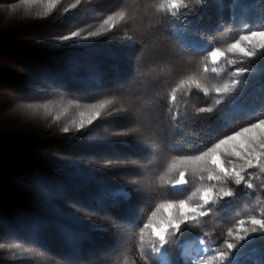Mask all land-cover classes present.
Listing matches in <instances>:
<instances>
[{"label":"rangeland","instance_id":"374dc122","mask_svg":"<svg viewBox=\"0 0 264 264\" xmlns=\"http://www.w3.org/2000/svg\"><path fill=\"white\" fill-rule=\"evenodd\" d=\"M75 2L61 0L41 18L42 4L0 0V75L11 73L16 79L0 85V243L6 245L0 249V264H152L139 255L137 234L156 204L169 198L159 187L160 176L178 153H196L215 139L208 134L209 122L197 123L196 114L198 108L212 106L215 93L206 97L195 87L178 91L173 107L180 113L178 126L168 112L170 94L211 61L172 44L159 24L162 13L157 9L165 0H82L71 8ZM186 3L195 9L201 0ZM13 4L20 7L13 11ZM115 11H125L128 18L106 34L53 39L72 31H81L83 37L101 30L103 20ZM233 14L241 23L258 16V0H208L199 26L208 30L207 39L215 46L223 48L249 30L248 25L224 23L222 31L212 32L218 20ZM143 34L151 38L133 60L125 47L127 37L142 39ZM220 66L223 79H228L230 66ZM222 82L208 74L210 87ZM101 101L111 103L91 125L76 130L72 121L80 119L81 111H94L87 106ZM248 122L239 117L217 135ZM64 126L70 127L69 133L62 131ZM37 176L45 178V190L34 184ZM133 180L143 191L157 193L147 204L133 194L131 203L143 205L144 213L134 230L118 219L125 213L115 208L111 216L87 213L106 231H95L77 216L80 203L110 204L121 189L134 187L129 183ZM254 183H264V176L257 173ZM170 195L185 198L182 189ZM253 206H264V194L258 203L239 208L238 215L206 217L202 229L211 234L208 245L218 247L236 218L255 214ZM37 235L43 248L29 243ZM116 247L119 251H112ZM253 255L247 264L259 258Z\"/></svg>","mask_w":264,"mask_h":264},{"label":"snow or ice","instance_id":"6c2138e0","mask_svg":"<svg viewBox=\"0 0 264 264\" xmlns=\"http://www.w3.org/2000/svg\"><path fill=\"white\" fill-rule=\"evenodd\" d=\"M21 2L44 5L45 10L38 13L43 18L51 14L61 0ZM81 2L76 0L70 7L76 8ZM232 2L238 4L239 0ZM258 4L259 15L254 18L244 19L241 23L240 18L233 14L226 21L216 22L212 32L217 29L222 31L224 23L233 27L249 26V30L223 48L209 41L208 30L199 26L208 0H201L195 9H189L186 0H165L157 9L162 13L159 24L166 29V36L174 46L188 52H198L205 61H211V65L204 63L199 73H192L173 89L168 109L170 119L179 125L180 113L173 112V107L177 103V92L181 89L190 91L195 87L206 97H211L214 92L212 106L200 107L196 114L199 116L197 123L200 120L209 122L208 134L215 139L196 153H178L160 176L159 187L169 193V198L156 204L137 234L139 255L152 264H247L253 254H258L259 258L252 260V264H264V206L259 209L253 206L252 212L255 214L236 218L218 247L208 245L211 234L202 229L206 217H219L230 212L238 215L239 208L258 203L261 194H264V183H254L257 173L264 176V0H258ZM18 7L20 5L13 4V11ZM64 11L68 12L69 9L65 8ZM126 18L128 14L125 11H115L103 20L101 30L88 32L83 37L81 31H72L53 39L66 42L75 38L98 37L115 28L117 21L124 22ZM149 38L147 34H143L142 39L131 35L127 37L125 47L133 60L142 54ZM221 62L231 68L226 80L223 79ZM209 73L223 82L210 87L207 83ZM110 103L101 101L88 105L87 109L94 111H81L80 119L73 120L72 125L76 130L85 129L100 116L99 110ZM25 107L37 106L27 104ZM43 107L47 112L48 106ZM199 114L209 115L205 117ZM239 117L249 122L238 130L217 135ZM60 119V115H54L55 121ZM212 121L216 122L215 125L210 123ZM70 130L69 126L62 128L64 133ZM33 182L41 190L47 188L42 176L35 177ZM129 183L134 187L121 189L110 204L97 200L80 203L77 216L81 221H87L95 231H106L103 225L92 222L87 213L111 216L115 208L125 213L124 217L118 219H123L134 230L144 219V213L143 205L131 203L133 194L143 197L147 204L157 193L143 191L139 181ZM176 189L184 190L185 198H172L170 194ZM29 243L43 248L38 235ZM5 247L4 243H0V249ZM112 251H119V247Z\"/></svg>","mask_w":264,"mask_h":264},{"label":"trees","instance_id":"16d2710c","mask_svg":"<svg viewBox=\"0 0 264 264\" xmlns=\"http://www.w3.org/2000/svg\"><path fill=\"white\" fill-rule=\"evenodd\" d=\"M16 79L13 78L11 73H4L3 75H0V85H3L4 83H9L10 81H15ZM27 135H31V133H27ZM2 150V148H0ZM9 153H16L15 150L9 149ZM252 259H254V255L252 256Z\"/></svg>","mask_w":264,"mask_h":264}]
</instances>
